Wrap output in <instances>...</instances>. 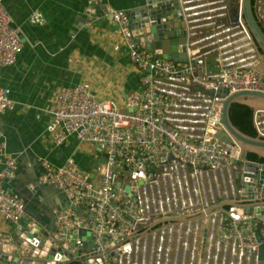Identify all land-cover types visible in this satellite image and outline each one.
<instances>
[{
  "label": "built area",
  "instance_id": "built-area-1",
  "mask_svg": "<svg viewBox=\"0 0 264 264\" xmlns=\"http://www.w3.org/2000/svg\"><path fill=\"white\" fill-rule=\"evenodd\" d=\"M175 1L184 62L140 47L129 12L111 10L110 20L117 26L127 60L137 71V89L118 106L110 98L95 97L88 83L79 82L61 86L47 109L45 132L55 146L72 136L103 154L92 172L80 168L70 155L59 165L39 161L34 184L52 185L75 207L49 208L54 215L50 237L65 251L64 264H264L256 257L258 244L264 242L260 212L233 218L228 212L220 216L211 211L197 219L161 222L204 212L216 198H232V184L243 164L215 138L221 100L215 91L219 86L226 93H264V73L252 68L258 61L257 49L239 19L238 24L229 22L226 0ZM229 2L234 6L235 0ZM253 6L264 28V0H254ZM20 50L19 30L11 26L0 0V66L13 63ZM8 94L7 87H0V112L11 106ZM252 125L264 137V110L253 112ZM15 168L16 160L5 150L0 132V214L19 228L25 199L4 186ZM205 217L210 218V227ZM80 228L89 230L92 246L72 254L81 238L66 233ZM171 238L176 244L172 250L165 246ZM194 240L200 243L201 259H196ZM59 256L55 250V264Z\"/></svg>",
  "mask_w": 264,
  "mask_h": 264
},
{
  "label": "crops",
  "instance_id": "crops-1",
  "mask_svg": "<svg viewBox=\"0 0 264 264\" xmlns=\"http://www.w3.org/2000/svg\"><path fill=\"white\" fill-rule=\"evenodd\" d=\"M1 2L21 42L15 61L0 66V87L9 89L11 99V106L0 112V132L5 150L16 160L15 174L4 182L5 188L18 192L28 186L41 170V159L59 165L70 155L80 168L92 172L102 152L72 136L55 146L45 132L47 109L61 86L86 82L95 97L110 98L118 106L137 89V71L106 11L129 10L143 0ZM32 198L25 204V217L43 228L49 223V208L58 207L60 199L50 189H41ZM12 227L0 214V240Z\"/></svg>",
  "mask_w": 264,
  "mask_h": 264
},
{
  "label": "water",
  "instance_id": "water-1",
  "mask_svg": "<svg viewBox=\"0 0 264 264\" xmlns=\"http://www.w3.org/2000/svg\"><path fill=\"white\" fill-rule=\"evenodd\" d=\"M226 5L229 22L238 24L236 19H239L248 38L257 49L258 61L252 65V68L264 73V30L258 25L260 21L254 12L253 4H250V0H235L234 6H231L229 0H226ZM176 7L175 0H143L142 3L126 11L129 12L132 34L140 47L148 49L155 56L184 62V48L178 46L183 42V32L180 29L181 22L175 17ZM110 11L111 9L106 11L108 18H110ZM165 27L169 29L165 31ZM215 95L221 98L218 116L220 128L215 133V138L221 142L228 154L237 156V161L243 164V172L240 175L237 174V183L232 184L234 195L227 199L216 198L217 201L214 204L194 216H175L164 218L161 222L197 219L211 211H216L220 216L228 212V215L233 218L241 214L260 212L258 221L264 220V162L251 161L245 157L247 152H252L264 159V137L258 133H255V136L244 134L230 122L228 117V107L233 102L245 104L251 109L252 114L264 110V104L258 103L264 102V93L255 90L226 93L224 87L218 86ZM35 177L33 175L28 181V186L17 189L18 193L24 197L26 205L32 201V195L35 192L50 189L58 194L60 199V202L56 201L58 207L75 209L68 204L64 194L52 185H35ZM116 186H119V182H116ZM123 189L132 191V188L128 186H124ZM76 211L81 212L79 209ZM86 221L89 223L91 219L87 218ZM155 224L153 223V226ZM53 230L54 215L52 213H49V223L43 228H40L36 220L31 221L23 216L20 227L13 226L5 233V238L0 240V264H55L52 259L55 250L60 255L56 264H64L62 260L65 251H61L56 241L50 237ZM66 234L70 237L79 235L81 238L80 246L73 250L72 254H79L85 248L92 246L88 229L80 228ZM204 235L205 233L203 237ZM255 237L257 240L260 239L258 234ZM256 257L264 259V242L258 244Z\"/></svg>",
  "mask_w": 264,
  "mask_h": 264
},
{
  "label": "trees",
  "instance_id": "trees-1",
  "mask_svg": "<svg viewBox=\"0 0 264 264\" xmlns=\"http://www.w3.org/2000/svg\"><path fill=\"white\" fill-rule=\"evenodd\" d=\"M254 0H250L252 5ZM259 27L263 30L262 24L258 23ZM228 117L230 122L244 134L255 136V129L252 125V112L251 109L242 103L233 102L228 107ZM246 159L255 162H264V159L257 156L252 152H247L245 155ZM226 208V207H225Z\"/></svg>",
  "mask_w": 264,
  "mask_h": 264
},
{
  "label": "bare ground",
  "instance_id": "bare-ground-1",
  "mask_svg": "<svg viewBox=\"0 0 264 264\" xmlns=\"http://www.w3.org/2000/svg\"><path fill=\"white\" fill-rule=\"evenodd\" d=\"M259 104H264V102H258ZM165 197L169 198L167 195H165ZM170 199V198H169ZM205 221H206V225L207 227H210L211 225V220L210 218H207L205 217L204 218ZM217 219V216H214L213 220L216 221ZM212 229L210 230V234L208 235V238H209V242H210V245L212 246V243H213V236H214V228H215V223H213L212 225ZM200 237H201V233H200ZM196 244V240H194V242H192V245ZM197 251V250H196Z\"/></svg>",
  "mask_w": 264,
  "mask_h": 264
},
{
  "label": "rangeland",
  "instance_id": "rangeland-1",
  "mask_svg": "<svg viewBox=\"0 0 264 264\" xmlns=\"http://www.w3.org/2000/svg\"><path fill=\"white\" fill-rule=\"evenodd\" d=\"M238 180V177H236L235 178V180H234V183L236 184L237 181ZM205 189H206V187H205ZM197 232V231H196ZM197 236H198V234H197ZM167 244H169L170 245V249L172 250V248H173V246H175L176 244L174 243V241L172 240V238L170 239V241H169V243L168 242H165V246L167 245ZM199 245H200V243L198 242V240L196 241V252H195V256H196V259H201V257L199 256V255H201L202 253H201V247L199 248ZM177 248H178V246H177ZM199 250V251H198ZM220 255V254H219ZM225 255H224V259H225ZM219 261L217 260V262L216 263H218ZM223 264H225V261H224V263Z\"/></svg>",
  "mask_w": 264,
  "mask_h": 264
}]
</instances>
